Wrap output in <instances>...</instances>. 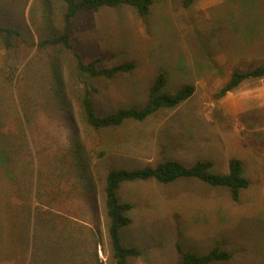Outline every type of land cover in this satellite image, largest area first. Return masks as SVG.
<instances>
[{
  "label": "rangeland",
  "instance_id": "obj_1",
  "mask_svg": "<svg viewBox=\"0 0 264 264\" xmlns=\"http://www.w3.org/2000/svg\"><path fill=\"white\" fill-rule=\"evenodd\" d=\"M64 12L62 0H0V25L21 32L14 49H7L0 38V145L6 137L15 140L12 213L24 221L35 215L37 222L36 235L30 234L33 244L26 246L18 233L9 237L5 230L11 231L12 224L0 214L5 234L0 237V264H115L105 208L106 174L116 168L156 166L159 158H167L155 148L156 130H149L158 124L155 119L144 124L127 119L98 129L86 123L77 97L82 82L74 52L84 62L102 58L104 67L137 63L134 70L113 78L91 79L98 86L94 101L100 115L143 107L160 72L167 77V93L194 83L187 107L210 114L212 121L197 129L196 136L208 142L201 144L206 154L193 163L211 160L214 171L226 174L236 157L249 180L238 200L228 187L197 177L123 182L119 196L133 207L128 212L132 222L121 229L122 240L141 251L128 256L127 264H181L178 243L199 255L215 248L232 255L211 264H264V103L238 115L223 103H239L245 95L264 101V78L246 80L224 97H215L234 70L264 63V0H197L190 8L182 0H153L145 17L127 4L83 9L72 21L74 52L63 45L40 46L41 40L63 32ZM59 93L68 103V116L60 109ZM81 173L91 177L93 186ZM4 176L0 170V180ZM40 182L46 186L38 189ZM45 218L56 226L44 229Z\"/></svg>",
  "mask_w": 264,
  "mask_h": 264
},
{
  "label": "trees",
  "instance_id": "obj_2",
  "mask_svg": "<svg viewBox=\"0 0 264 264\" xmlns=\"http://www.w3.org/2000/svg\"><path fill=\"white\" fill-rule=\"evenodd\" d=\"M197 0H182L185 8H190ZM65 3L64 12V29L63 32L56 36L45 38L38 44L42 47L46 46H61L74 52V44L72 42L71 27L73 18L83 9H91L99 11L103 6L115 7L121 4L133 6L138 11L141 17H145L150 13L151 4L153 0H62ZM256 7H254L255 9ZM250 10H253L252 8ZM21 35L17 28L0 25V38L7 49H14L17 46L15 41ZM76 56L77 77H80L82 82V89L77 92V97L81 107V114L84 120L91 127L98 129L108 126L121 125L127 119L145 120L148 116L156 111L166 108L171 109L177 107L184 101H187L196 91L194 83H187L183 85L175 93H167L164 87L167 83V77L164 73H159L155 80L149 87V95L143 107L121 108L109 114L100 115L96 111L94 94L98 90V86L91 83V79L107 77L113 78L118 74L130 72L134 70L137 63L134 61L124 62L113 66L104 67L101 65L102 58H96L89 62H84L78 53L74 52ZM56 75L62 80V69L59 64L54 65ZM11 77V76H10ZM59 78H57L59 80ZM264 78V63L249 68L245 71L234 70L225 84L215 93V97L220 99L228 92L240 86L242 82L255 79ZM90 81V82H88ZM62 101H59L60 109L63 108L64 116H68L66 109L65 96L59 93ZM6 137L3 140V147H0V170L5 172L7 179L2 177L0 183H4L2 187L3 193L0 194V214L4 217H9V224L11 229L5 231L9 237L15 239V235L19 234L21 244H33L32 236L36 235V220L35 215H30V220L24 221L21 217L19 219L12 213L13 204L11 199L15 197V140ZM9 140L12 141L9 147ZM0 145V146H2ZM76 160L81 163V155L77 153ZM214 162L211 160H198L193 164H186L180 160L169 158L161 160L156 166L147 165L142 168H116L109 170L105 177L104 195L106 216L108 219V236L112 245L113 258L115 264H127V257L131 255L141 254L140 249L135 246H129L123 243L121 236V229L132 222L128 212L132 209L133 204L127 201H122L119 196V188L125 181L145 180L155 178L162 183L174 182L184 177H197L212 186H226L230 189L231 195L235 200H238L241 195V190L247 188L249 180L243 176V164L239 158H232L230 161L229 172L226 174L217 173L213 170ZM82 180H86L91 187L92 179L86 173H81ZM46 185L39 183L38 189ZM19 187H21L19 185ZM31 207L29 208L30 211ZM15 213V212H14ZM53 215V213H49ZM2 218V217H1ZM46 219L45 228L51 227V219ZM19 220V221H18ZM33 224V226H32ZM32 226V229L30 230ZM56 226V225H55ZM1 229V228H0ZM3 231V230H2ZM4 231V232H5ZM0 237L4 236L3 233ZM60 236V235H59ZM1 240V239H0ZM5 246V245H4ZM15 251V249H12ZM11 250V251H12ZM178 250L182 254L183 261L181 264H211L215 261L228 260L231 258V253L213 249L205 255H199L190 251H184L178 243ZM102 264V263H99Z\"/></svg>",
  "mask_w": 264,
  "mask_h": 264
},
{
  "label": "crops",
  "instance_id": "obj_3",
  "mask_svg": "<svg viewBox=\"0 0 264 264\" xmlns=\"http://www.w3.org/2000/svg\"><path fill=\"white\" fill-rule=\"evenodd\" d=\"M257 100L259 99L253 95H245L244 101H238L239 103L237 101H223V103L225 102L224 105L227 111L238 115L249 106L257 107L264 103V101ZM188 102L190 101H184L171 109H160L145 120L132 119L130 122L144 124L155 119L154 122H158V124L155 127H149V130L152 129V132H154L155 129L158 134L157 146L155 145L158 152L165 155L167 157L165 159L174 158L186 164H191L198 157L206 154L201 144L208 142V139L197 137L196 135L200 131L197 129L208 125L212 119L210 114L187 107ZM160 114L162 115L160 116ZM137 143L138 138L132 140L130 149L135 148ZM139 148L141 149V147ZM159 160H163V158H159ZM230 160L231 158L228 159V164Z\"/></svg>",
  "mask_w": 264,
  "mask_h": 264
}]
</instances>
